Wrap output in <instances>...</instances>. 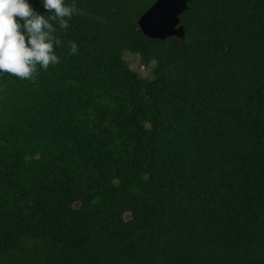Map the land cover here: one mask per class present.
Masks as SVG:
<instances>
[{"label": "trees", "instance_id": "trees-1", "mask_svg": "<svg viewBox=\"0 0 264 264\" xmlns=\"http://www.w3.org/2000/svg\"><path fill=\"white\" fill-rule=\"evenodd\" d=\"M155 1L76 0L58 65L0 75V264H264V0H190L183 40Z\"/></svg>", "mask_w": 264, "mask_h": 264}, {"label": "clouds", "instance_id": "clouds-1", "mask_svg": "<svg viewBox=\"0 0 264 264\" xmlns=\"http://www.w3.org/2000/svg\"><path fill=\"white\" fill-rule=\"evenodd\" d=\"M40 3L46 10L43 13L30 0H0V75L34 81L38 70L46 71L61 62L56 49L62 42L56 33L69 28L80 8L76 0ZM70 54H79L75 42L70 44Z\"/></svg>", "mask_w": 264, "mask_h": 264}, {"label": "water", "instance_id": "water-1", "mask_svg": "<svg viewBox=\"0 0 264 264\" xmlns=\"http://www.w3.org/2000/svg\"><path fill=\"white\" fill-rule=\"evenodd\" d=\"M190 0H156L139 18L137 24L143 34L164 40L177 36L183 40L184 27L180 15L188 8Z\"/></svg>", "mask_w": 264, "mask_h": 264}, {"label": "rangeland", "instance_id": "rangeland-1", "mask_svg": "<svg viewBox=\"0 0 264 264\" xmlns=\"http://www.w3.org/2000/svg\"><path fill=\"white\" fill-rule=\"evenodd\" d=\"M125 59L130 63L131 68L136 70L143 77H151L150 67H145L140 63V58L137 54L126 51L124 53Z\"/></svg>", "mask_w": 264, "mask_h": 264}]
</instances>
